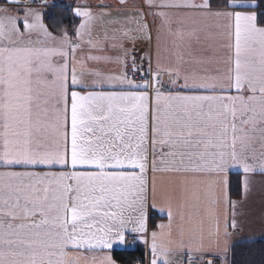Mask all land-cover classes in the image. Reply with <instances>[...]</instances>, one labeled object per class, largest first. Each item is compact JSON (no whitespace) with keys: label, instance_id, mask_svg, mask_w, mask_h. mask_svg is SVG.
<instances>
[{"label":"snow or ice","instance_id":"obj_1","mask_svg":"<svg viewBox=\"0 0 264 264\" xmlns=\"http://www.w3.org/2000/svg\"><path fill=\"white\" fill-rule=\"evenodd\" d=\"M28 2L0 6V264H116L88 253L129 232L148 264L226 256L227 175L264 177V0L82 4L71 33Z\"/></svg>","mask_w":264,"mask_h":264},{"label":"crops","instance_id":"obj_2","mask_svg":"<svg viewBox=\"0 0 264 264\" xmlns=\"http://www.w3.org/2000/svg\"><path fill=\"white\" fill-rule=\"evenodd\" d=\"M140 0H128V7L129 9L133 5H139ZM82 4H91L94 6V11H98L99 9L95 8V5L98 4H110L113 5V13L115 14L119 10V7L117 5V0H47L46 6H41V3H35L32 2V4H28L27 6L32 8H38L40 11H42L43 15L45 16L46 11L50 10L54 6H62V7H68V8H75L78 5ZM4 5V1L0 2V6ZM35 6V7H33ZM10 10L13 14L23 15V12L25 10V3H21L20 5H12L10 6ZM21 10V11H20ZM78 22L75 24L74 27L66 28V30L71 33L80 23V18H78ZM45 23V20H44ZM46 24V23H45ZM111 31L109 29V35H111ZM153 35H155V27L153 28ZM97 38L103 37V31L98 30L96 33ZM148 45L146 41L138 42L136 45V51L143 53L147 51ZM154 50V49H153ZM87 51V47L85 46V52ZM112 54H116L115 50H110ZM231 173H240L238 170L233 169L231 170L227 175L228 185H227V193L229 198L231 199L230 195V175ZM241 174V178L243 181V174ZM243 185V183H242ZM232 200V199H231ZM237 201L239 206L236 209L237 219L241 222V228L240 231L237 233H234L229 238V251L227 255L223 252H218L215 247L209 248L208 251L204 253H194L193 259L198 261L200 264L203 260H213L214 264H225V261L227 260V264H230L229 261V255L231 251V247L233 244L238 242H246L255 240L258 238L264 239V227H262V221H264V177H262L259 174H256L253 177V182L250 185V189L245 194L244 189L242 196ZM150 212H152L154 215H156L157 219L155 221V225H153V228L150 229V231L157 230L156 226L158 224L164 223L166 224L168 222L166 212L161 213L159 210V207L155 209H151ZM231 231V230H230ZM263 233V234H258ZM247 233L249 235H247ZM133 238L137 241L136 245H133L130 243V239ZM150 243V239H149ZM144 241L141 239V234L138 233H126L125 235V243L123 244H114L113 248L110 250H105V252H95V253H88L89 256L95 255V256H103L105 254H109L112 256V250L113 249H126V248H132L137 247L138 245H143V247H146V255H147V264L150 260V247L149 245H144ZM173 259L176 261V264H182L184 260L187 259L186 255L181 253L178 256H174ZM115 260V259H114ZM116 261V260H115ZM116 264H119L116 261Z\"/></svg>","mask_w":264,"mask_h":264},{"label":"trees","instance_id":"obj_3","mask_svg":"<svg viewBox=\"0 0 264 264\" xmlns=\"http://www.w3.org/2000/svg\"><path fill=\"white\" fill-rule=\"evenodd\" d=\"M4 0H0L3 2ZM44 20L54 33L61 29L74 27L78 22L71 8L54 6L46 11ZM230 195L232 200H238L243 193L242 178L240 173L230 175ZM157 217L151 213V226L155 225ZM112 255L119 264L145 263V251L142 245L126 249H113ZM230 264H264V239L258 238L246 242L233 244L229 255Z\"/></svg>","mask_w":264,"mask_h":264},{"label":"rangeland","instance_id":"obj_4","mask_svg":"<svg viewBox=\"0 0 264 264\" xmlns=\"http://www.w3.org/2000/svg\"><path fill=\"white\" fill-rule=\"evenodd\" d=\"M34 2L40 4V3H41V0H34ZM33 7H35V6H33ZM20 11H21V10H20ZM20 16L22 17L23 15H20ZM258 234H263V233H259V232H258ZM247 235H249V234L247 233Z\"/></svg>","mask_w":264,"mask_h":264},{"label":"water","instance_id":"obj_5","mask_svg":"<svg viewBox=\"0 0 264 264\" xmlns=\"http://www.w3.org/2000/svg\"><path fill=\"white\" fill-rule=\"evenodd\" d=\"M197 264H198V261H197Z\"/></svg>","mask_w":264,"mask_h":264},{"label":"built area","instance_id":"obj_6","mask_svg":"<svg viewBox=\"0 0 264 264\" xmlns=\"http://www.w3.org/2000/svg\"><path fill=\"white\" fill-rule=\"evenodd\" d=\"M137 56H138V54H137Z\"/></svg>","mask_w":264,"mask_h":264}]
</instances>
